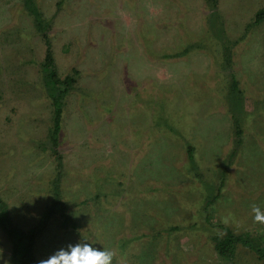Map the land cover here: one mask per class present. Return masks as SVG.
<instances>
[{
  "label": "rangeland",
  "instance_id": "obj_1",
  "mask_svg": "<svg viewBox=\"0 0 264 264\" xmlns=\"http://www.w3.org/2000/svg\"><path fill=\"white\" fill-rule=\"evenodd\" d=\"M263 9L0 0V210L25 235L18 245L0 227V259L15 264L43 225L38 262L81 240L111 250L112 264H262L241 244L221 259L213 237L231 231L264 249L252 211L264 210V20L252 25ZM44 35L54 78L73 76L66 93L42 71Z\"/></svg>",
  "mask_w": 264,
  "mask_h": 264
},
{
  "label": "trees",
  "instance_id": "obj_2",
  "mask_svg": "<svg viewBox=\"0 0 264 264\" xmlns=\"http://www.w3.org/2000/svg\"><path fill=\"white\" fill-rule=\"evenodd\" d=\"M28 0H25V2H27ZM264 20V9L258 11L255 14V18H254V22L252 23L253 26L259 25L262 21ZM251 25V26H252ZM46 35H44V40H45V44H46V53H45V57H44V63L42 66V71L48 73L47 77L49 78L50 84H48L50 86V90L51 92L55 91V92H59V87L57 85L59 84H63L64 87L63 91L64 93L67 92V86L68 84H71L74 79L73 76H67L65 77V79L61 82L59 81V79L54 78V74L53 72H50L52 69V56H51V51H50V45L48 43V39L45 37ZM225 59H226V64L229 63L230 61V51L229 49L226 51L225 54ZM237 80L235 78L234 75L230 74V88L232 89V91L235 93L236 96H238V99L240 98L239 96L241 95V91H239L237 89ZM231 92V90H230ZM63 93V94H64ZM53 98V106H54V117H53V130H52V134H53V140H55L54 138L57 136L58 131L60 130V121H61V109H60V105H59V101L57 99ZM240 100V99H239ZM233 125H234V133L237 137H241L242 135V131L240 129V123L239 120H237L236 118L233 120ZM53 147L56 145V141H54L53 143ZM237 144H240V141H237ZM191 153H192V147H188V158L191 159ZM54 202L58 203L59 201V197L58 194L55 192L54 193ZM54 205V204H53ZM4 211L0 210V227L4 230V232L6 234H8L10 237H14L15 241L17 240L18 245L22 244V239L24 238L25 235L21 234V233H14L11 231V229L9 228L8 225V219L7 217L4 215L3 213ZM47 218V216H44L45 220ZM66 222V221H64ZM44 223V222H42ZM43 225H40V227H37L35 229H32L27 235V244L26 246L21 250V252L19 254L15 256H13V262L15 264H39V262L33 257L31 251H32V246L34 245V243H36V238L39 236L40 229H43ZM213 241L215 243V251L218 254V256L223 259V260H230L236 250V247L241 244L242 246L247 247L249 250H251L258 258V260L264 264V249H256L255 247H253L250 243V241L248 242V238H244V237H239L234 235L233 233H231V231H227L226 235H224L223 237H213ZM114 261V260H113ZM114 264H120V263H115ZM126 264V263H123Z\"/></svg>",
  "mask_w": 264,
  "mask_h": 264
},
{
  "label": "clouds",
  "instance_id": "obj_3",
  "mask_svg": "<svg viewBox=\"0 0 264 264\" xmlns=\"http://www.w3.org/2000/svg\"><path fill=\"white\" fill-rule=\"evenodd\" d=\"M254 220L264 222V210L253 206ZM113 252L108 249H97L87 241L68 244L56 250L46 259H41L39 264H112ZM0 264L6 262L0 259Z\"/></svg>",
  "mask_w": 264,
  "mask_h": 264
}]
</instances>
